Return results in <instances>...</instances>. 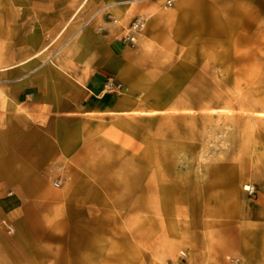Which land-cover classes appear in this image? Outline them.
<instances>
[{
	"label": "rangeland",
	"instance_id": "1",
	"mask_svg": "<svg viewBox=\"0 0 264 264\" xmlns=\"http://www.w3.org/2000/svg\"><path fill=\"white\" fill-rule=\"evenodd\" d=\"M122 1L0 0V66L32 50L43 60L106 21L124 22L112 33L133 50L127 81L108 72L101 89L127 108L73 128L75 154L35 175L24 206L3 208L0 264H264L247 214L264 192V0L110 10ZM212 94L226 120L207 107ZM243 184L255 186L251 200Z\"/></svg>",
	"mask_w": 264,
	"mask_h": 264
},
{
	"label": "crops",
	"instance_id": "2",
	"mask_svg": "<svg viewBox=\"0 0 264 264\" xmlns=\"http://www.w3.org/2000/svg\"><path fill=\"white\" fill-rule=\"evenodd\" d=\"M135 2H113L109 8L123 15ZM120 3L123 8L116 6ZM138 3L146 12L156 9L149 0ZM123 24L106 21L100 28L88 24L43 60L35 59L40 51L29 50L33 54L26 59L0 66L1 218L5 206L12 211L26 204L23 198L33 196L35 175L50 169L53 158L75 154L77 146L73 143L79 142L73 136L76 128L90 127L100 121L99 114L115 111L116 107L127 108V103L101 90L108 72L121 77L122 83L127 81L123 71L133 50L112 33ZM75 28L79 30V25ZM97 29L103 32H95ZM245 194L250 200L254 196L246 190ZM251 206L247 214L264 234L263 191L252 199ZM197 257L194 253V263Z\"/></svg>",
	"mask_w": 264,
	"mask_h": 264
},
{
	"label": "bare ground",
	"instance_id": "3",
	"mask_svg": "<svg viewBox=\"0 0 264 264\" xmlns=\"http://www.w3.org/2000/svg\"><path fill=\"white\" fill-rule=\"evenodd\" d=\"M211 93H214V92H211ZM210 93V94H211ZM208 100L207 103H210L211 101H215L214 103H210L209 106L207 107H210L209 109H218L219 111L216 112V115L221 121L222 120H226L227 118H229L231 115L227 112V107H225V105H221V96H217L215 97L214 94L212 95H209L206 99V101ZM156 107L158 108H162L164 107L166 104L164 103V98H163V101L161 99H159V101L157 100L156 103H155ZM206 107V108H207ZM207 117V116H206ZM219 121V120H216V122ZM221 123V122H220ZM250 188V185L248 184H244L243 185V189H249ZM247 191V190H246ZM248 193V191H247ZM172 245H166L165 246V249L162 250V254L165 253V254H168L171 252L172 250Z\"/></svg>",
	"mask_w": 264,
	"mask_h": 264
},
{
	"label": "built area",
	"instance_id": "4",
	"mask_svg": "<svg viewBox=\"0 0 264 264\" xmlns=\"http://www.w3.org/2000/svg\"><path fill=\"white\" fill-rule=\"evenodd\" d=\"M175 0H163V4L164 6L166 7H170L174 4ZM141 19L140 18H136L132 23H131V28L133 30H137L141 27ZM130 39L132 40L133 37H130ZM111 86H112V82L110 81V79H108L107 81H105V83L103 84V89L104 90H109L111 89ZM248 191V193H253L254 192V187L252 185H250V188L249 189H246ZM179 264V263H177Z\"/></svg>",
	"mask_w": 264,
	"mask_h": 264
}]
</instances>
